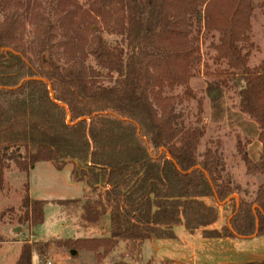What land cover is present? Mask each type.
<instances>
[{"label":"trees","instance_id":"16d2710c","mask_svg":"<svg viewBox=\"0 0 264 264\" xmlns=\"http://www.w3.org/2000/svg\"><path fill=\"white\" fill-rule=\"evenodd\" d=\"M86 1L97 15L110 13L106 32L119 37L118 44L108 46L91 24L80 27L66 17L71 33L56 44V26L48 18L35 19L26 2L0 0V191L6 162L23 175L21 225L41 226L44 206L51 204L79 228L105 231L25 241L17 264L46 259L52 245L92 253L95 264H145L143 243L174 241L178 226L189 235L200 231L206 240L264 237V57L249 66L259 0ZM18 8L30 13L33 47L21 42ZM204 43L215 67L204 75L223 89L235 87L238 111L258 128L256 161L247 151L251 140L236 136L245 173L261 177L249 200L234 197L238 189L225 178L218 151L198 153L202 98L190 79ZM88 56L105 78L87 66ZM189 102L196 113L187 124L178 108ZM38 163L56 171L71 165L70 181L82 183L94 199H32L29 176ZM228 205V224L211 229L219 208Z\"/></svg>","mask_w":264,"mask_h":264},{"label":"rangeland","instance_id":"374dc122","mask_svg":"<svg viewBox=\"0 0 264 264\" xmlns=\"http://www.w3.org/2000/svg\"><path fill=\"white\" fill-rule=\"evenodd\" d=\"M18 0H13V4ZM22 4L25 2L29 5L30 11L34 9L35 19L40 20L42 17L48 18L55 26L59 43V36L66 32L71 33V29L67 26L66 18H71L78 25H90L91 30L95 34L103 38L106 44L110 47L115 46L120 42V38L114 34L106 32L105 22H110L112 19L107 16L109 12H102L104 17L97 15L89 6L86 0H70L69 3L59 2L60 0H20ZM102 10V9H101ZM16 11L20 16L21 27V42L25 45L33 47L35 45L36 29L30 24V13L26 14L22 8ZM0 12V18L2 17ZM99 16V17H98ZM60 24V28H59ZM80 29V28H79ZM19 37V39H20ZM251 42L255 49L249 56V66L258 65L264 57V9L260 6V0L256 2L254 17L251 22ZM63 40V39H62ZM63 42V41H62ZM210 52L207 48V43L201 45L200 63L196 64L192 70L190 79V88L198 96L202 98L203 108V128L204 136L200 141L198 153L201 156L208 147L218 151L224 159L225 172L224 176L230 183L238 189L239 197L249 200V196L255 192L259 186V176H248L245 173V168L236 151V136L241 138H249L251 134L244 137L241 134L239 127H247V130L252 133V129L248 124V120L238 111L236 96L237 89L232 87L231 90L219 87L213 80V77L204 75L206 70L211 73L214 66L208 61ZM208 66V69L204 68ZM87 66L104 75L102 70L96 63L93 57L88 56ZM105 78V75L102 76ZM185 116L187 124H190L196 113L195 102L183 104L178 108ZM211 142L212 144H209ZM5 162L3 166V189L0 191V213L8 210L9 213L0 219V264H17V258L21 245L25 241L53 240V239H74L80 237H99L104 236L103 226L93 230H85L76 226L73 217L64 214L59 215V207L47 204L44 206V222L37 228H30L26 225H21L18 218L22 212L17 210L22 198V183L23 175L18 173L12 164ZM71 165L65 167L62 171L54 170L48 163H38L30 172V197L36 200L55 201L66 199H80L81 203L86 199H94L93 195L86 196L82 183H72L69 180ZM71 206L66 207V212H69ZM231 211V206L219 208V217L217 224L211 229L219 230L222 228ZM174 233L177 239L174 241H162L156 243L155 247L162 246L160 251L152 250V245L146 243L142 248V258L149 259L145 264H215V260L219 259L214 256L216 245L205 243L204 247L197 250V245L194 246L195 251H192L191 244L184 237L183 229L176 227ZM187 236H190L186 233ZM200 236V231L195 232ZM193 234V235H194ZM202 236V235H201ZM200 236V237H201ZM210 241V240H209ZM202 244V243H201ZM205 250V252H202ZM47 257L41 261H34V264H95L94 255L92 253L81 251L75 257L70 255V251L63 247L52 245L48 249ZM173 257L174 260H167ZM151 260V261H150ZM153 260V261H152ZM208 262V263H207Z\"/></svg>","mask_w":264,"mask_h":264},{"label":"crops","instance_id":"0c3cea01","mask_svg":"<svg viewBox=\"0 0 264 264\" xmlns=\"http://www.w3.org/2000/svg\"><path fill=\"white\" fill-rule=\"evenodd\" d=\"M243 116L248 120V124L250 125V128L252 129V133L249 132L247 130V127H245V126L243 127L244 129L239 127V130H241V134L244 137H247V135L251 134V136H249V138H243V139H250L251 140V144L248 146L247 151L249 153L250 158L253 161H256L260 155V152H261V144L257 141L258 128H257L256 124L253 123L251 120H249V118L246 115H243ZM69 175H70V173H69ZM69 180H70V178H69ZM259 181H261V177H259ZM83 190L85 192V189H83ZM179 227H181L183 229L182 226H179ZM183 231H184V233H183L184 237L182 239H184V240L186 239L187 241L190 242V244L193 241H195V243H193L191 245L193 252L195 251L194 246H196V245L198 246L197 250H199L198 248H200L199 245H201V248H202V247H204L205 243H207V244L212 243L213 245L217 246L215 249L214 256H216L219 259L215 260V262H214L215 264H243V263H252V262L264 261V237H255V238H251L248 240H244V239H220V240H210L209 241V240L204 239L201 236V232H200V236H201L200 237L198 234L187 236L184 229H183ZM103 233L105 234V231ZM145 242L149 243V245H152V250L155 249L156 251H160V249L162 248V246L155 247V244L160 243V242H155V243H152L150 241H145ZM145 242L143 243V246L146 244ZM143 246H142V248H143ZM202 252H205V250H203ZM167 260L171 261V260H174V258L171 257L168 259H162V261H155V262L161 263V262H165ZM33 261L36 262L37 260L33 259ZM144 261L148 262L149 259H144Z\"/></svg>","mask_w":264,"mask_h":264},{"label":"water","instance_id":"95a60500","mask_svg":"<svg viewBox=\"0 0 264 264\" xmlns=\"http://www.w3.org/2000/svg\"><path fill=\"white\" fill-rule=\"evenodd\" d=\"M237 200H238V198H237V196H234ZM228 222H229V220L227 221V224H228ZM76 254H77V252H75V251H70V255L72 256V257H75L76 256Z\"/></svg>","mask_w":264,"mask_h":264}]
</instances>
